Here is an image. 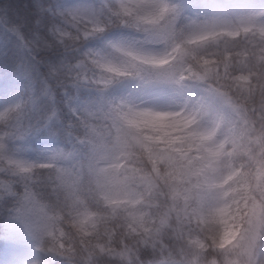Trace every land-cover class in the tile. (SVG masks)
Masks as SVG:
<instances>
[{
  "label": "clouds",
  "instance_id": "clouds-1",
  "mask_svg": "<svg viewBox=\"0 0 264 264\" xmlns=\"http://www.w3.org/2000/svg\"><path fill=\"white\" fill-rule=\"evenodd\" d=\"M0 264H264V0H0Z\"/></svg>",
  "mask_w": 264,
  "mask_h": 264
}]
</instances>
